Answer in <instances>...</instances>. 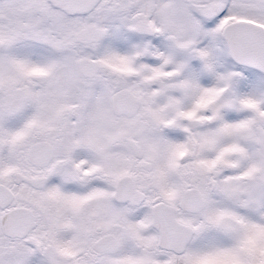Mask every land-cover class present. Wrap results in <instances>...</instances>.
I'll return each mask as SVG.
<instances>
[{"label": "snow or ice", "instance_id": "obj_1", "mask_svg": "<svg viewBox=\"0 0 264 264\" xmlns=\"http://www.w3.org/2000/svg\"><path fill=\"white\" fill-rule=\"evenodd\" d=\"M0 264H264V0H0Z\"/></svg>", "mask_w": 264, "mask_h": 264}]
</instances>
